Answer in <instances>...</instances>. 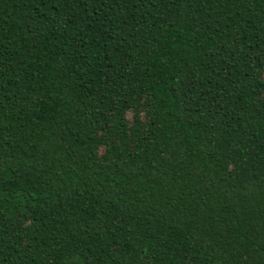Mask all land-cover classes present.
I'll list each match as a JSON object with an SVG mask.
<instances>
[{
	"label": "trees",
	"instance_id": "trees-1",
	"mask_svg": "<svg viewBox=\"0 0 264 264\" xmlns=\"http://www.w3.org/2000/svg\"><path fill=\"white\" fill-rule=\"evenodd\" d=\"M0 264H264V0H0Z\"/></svg>",
	"mask_w": 264,
	"mask_h": 264
}]
</instances>
